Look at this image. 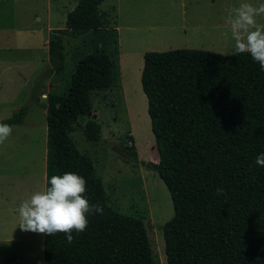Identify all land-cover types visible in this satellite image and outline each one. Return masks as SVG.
<instances>
[{
    "label": "trees",
    "instance_id": "1",
    "mask_svg": "<svg viewBox=\"0 0 264 264\" xmlns=\"http://www.w3.org/2000/svg\"><path fill=\"white\" fill-rule=\"evenodd\" d=\"M103 0H78L60 33L92 29V51L81 56L63 93L46 95V186L53 175L73 172L87 181L84 194L103 214L88 215L82 233L68 243L63 233L44 234L45 264H154L142 217L112 207L93 158L70 133L81 115L91 114V95L112 86L117 65L106 49ZM61 34L49 41L56 71L64 69ZM155 135L157 162L174 215L164 224L168 264H264V70L250 54L206 49L146 51L141 73ZM21 106L0 123L23 122ZM101 124L88 119L82 131L98 141ZM132 149V147H127ZM135 156L136 152H132ZM224 194L217 195V189Z\"/></svg>",
    "mask_w": 264,
    "mask_h": 264
},
{
    "label": "rangeland",
    "instance_id": "2",
    "mask_svg": "<svg viewBox=\"0 0 264 264\" xmlns=\"http://www.w3.org/2000/svg\"><path fill=\"white\" fill-rule=\"evenodd\" d=\"M77 2L0 0V121L28 106L23 122L12 124L11 136L0 145V264H45L44 234L21 230L18 208L46 187V95L65 92L76 62L92 51V29L60 33ZM242 2L259 5L264 0H103L99 5L116 78L112 86L93 91L91 114L81 115L70 135L93 158L109 204L143 218L154 264H168L164 224L174 206L167 185L150 166L158 154L141 82L144 54L176 48L232 54L225 9ZM257 23L264 25V16ZM59 34L65 46L60 72L48 52L49 41ZM90 118L102 126L98 141L82 131Z\"/></svg>",
    "mask_w": 264,
    "mask_h": 264
},
{
    "label": "clouds",
    "instance_id": "3",
    "mask_svg": "<svg viewBox=\"0 0 264 264\" xmlns=\"http://www.w3.org/2000/svg\"><path fill=\"white\" fill-rule=\"evenodd\" d=\"M225 23L230 26L233 55L250 54L264 70V25L257 23V17L264 16V3L253 5L242 2L237 7L225 9ZM12 126L0 123V145L11 136ZM255 163L264 167V153ZM44 190L36 191L24 200L18 208L21 230L40 234L63 233L72 243L73 232L82 233L88 226V215L103 214L100 204H91L84 195L87 192L86 179L73 172L53 175ZM218 188L217 195L224 194Z\"/></svg>",
    "mask_w": 264,
    "mask_h": 264
},
{
    "label": "crops",
    "instance_id": "4",
    "mask_svg": "<svg viewBox=\"0 0 264 264\" xmlns=\"http://www.w3.org/2000/svg\"><path fill=\"white\" fill-rule=\"evenodd\" d=\"M113 28L117 31V26H114ZM105 29H108V27H105Z\"/></svg>",
    "mask_w": 264,
    "mask_h": 264
}]
</instances>
